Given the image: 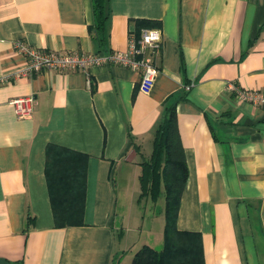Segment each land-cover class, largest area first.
I'll list each match as a JSON object with an SVG mask.
<instances>
[{"label":"crops","instance_id":"1","mask_svg":"<svg viewBox=\"0 0 264 264\" xmlns=\"http://www.w3.org/2000/svg\"><path fill=\"white\" fill-rule=\"evenodd\" d=\"M109 7L102 42L92 0H0V264H134L146 247L161 264H264V108L230 88L264 91V0ZM144 29L162 33L149 94L142 71L114 65L2 81L27 65L18 41L60 54L125 52ZM21 97L34 99L31 118L11 104ZM172 107L188 167L176 227L187 238L168 250L164 193L141 197L140 164ZM49 145L88 156L82 225L56 227ZM158 203L155 227L147 208Z\"/></svg>","mask_w":264,"mask_h":264},{"label":"trees","instance_id":"2","mask_svg":"<svg viewBox=\"0 0 264 264\" xmlns=\"http://www.w3.org/2000/svg\"><path fill=\"white\" fill-rule=\"evenodd\" d=\"M110 0H92L95 18L94 36L103 42L106 24L110 16ZM141 197L154 201L163 190L166 216V246L178 247L182 236L176 227L180 201L188 180V167L180 139L176 110L172 107L168 116L157 127L152 156L140 164ZM88 156L67 148L49 145L46 151V178L49 186L56 227L83 224L87 196ZM34 217H28V226ZM193 238L197 236L192 235ZM172 249L168 248V250ZM191 264H201V256L187 258ZM165 260V259H164ZM166 261V260H165ZM156 252L144 248L134 264H161Z\"/></svg>","mask_w":264,"mask_h":264},{"label":"built area","instance_id":"3","mask_svg":"<svg viewBox=\"0 0 264 264\" xmlns=\"http://www.w3.org/2000/svg\"><path fill=\"white\" fill-rule=\"evenodd\" d=\"M19 53L27 60L24 69L12 76L4 78L6 82L12 78L30 76L43 69H57L61 71L87 70L92 66L114 65L134 71H142L139 85L141 92L149 94L154 87L159 70L156 59L162 52V33L158 29H144L140 37L130 35L128 49L125 52L91 53V54H60L52 51L36 49L24 41L16 42ZM238 101L247 102L264 108V91L242 90L231 86ZM20 119L32 117L34 99L21 97L11 101Z\"/></svg>","mask_w":264,"mask_h":264},{"label":"rangeland","instance_id":"4","mask_svg":"<svg viewBox=\"0 0 264 264\" xmlns=\"http://www.w3.org/2000/svg\"><path fill=\"white\" fill-rule=\"evenodd\" d=\"M147 159H149V158H141V160L143 161V160H147ZM163 203H164V200H163ZM165 204V203H164ZM160 206L162 207V204L161 203H158V204H156V205H154V204H152V206L150 207H148L147 208V212H154L157 208H158V210H159V208H160ZM165 207V206H164ZM156 212V211H155ZM154 212V213H155ZM157 214L155 213V215H153V217H151V218H148L147 219V221L148 222H150V223H153V226H155L156 227V221H157V219H156V217H154V216H156ZM158 216V215H157ZM161 220V221H160ZM163 220V221H162ZM160 222H164V219H162V217L161 218H159V221L157 222V223H159V225H160Z\"/></svg>","mask_w":264,"mask_h":264}]
</instances>
